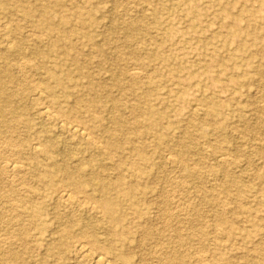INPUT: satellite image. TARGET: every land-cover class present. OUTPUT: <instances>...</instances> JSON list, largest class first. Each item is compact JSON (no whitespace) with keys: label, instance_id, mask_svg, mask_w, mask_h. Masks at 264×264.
Instances as JSON below:
<instances>
[{"label":"rangeland","instance_id":"rangeland-1","mask_svg":"<svg viewBox=\"0 0 264 264\" xmlns=\"http://www.w3.org/2000/svg\"><path fill=\"white\" fill-rule=\"evenodd\" d=\"M4 159L0 264H264V0H0Z\"/></svg>","mask_w":264,"mask_h":264},{"label":"bare ground","instance_id":"bare-ground-1","mask_svg":"<svg viewBox=\"0 0 264 264\" xmlns=\"http://www.w3.org/2000/svg\"><path fill=\"white\" fill-rule=\"evenodd\" d=\"M8 44L11 45L12 43H9V41H8ZM29 63H30V61H29ZM17 66H20V65L18 64ZM9 68H11V66H9ZM22 70H23V67H22ZM132 77L136 79L137 78V74L133 73ZM42 96H43V93L39 92V96H37L36 99H34L37 102L38 106H41ZM38 115H39L40 119H42V120H49L51 122H55L62 132L70 135L72 138H78V139H81L82 141H89V139H91V138H89L90 136H88L86 131L84 132L83 129H80L78 126H76L73 123H70L68 121H63L62 119L57 117L55 115V113L48 107L41 108L39 110V114ZM6 145L7 144H5V146ZM1 147H3V145ZM40 149H39V146H37L36 144H34L33 147H31V150H32L33 153H39ZM4 160H3V162L0 163V174L7 173L8 176H7L6 179L9 180L10 183H15V178H17L18 175L23 173V169L24 168L18 162H16L15 160H10V161H7V160L4 161ZM225 161H226V159H225ZM61 201H62V203H64L68 207H70L72 210H78V209H80L83 206H86V207L88 206L92 210H94L96 208V207H94V205L92 203H88L87 201L86 202H82V201L78 200L73 194L67 193V192L62 193V195L60 196V202ZM224 203H226V202H224ZM11 206H12V204H11ZM99 211L97 210V212H99ZM100 214H101V212H100ZM90 225L91 224L85 225L84 229H90L91 228ZM73 252L75 253V256H76L77 260L79 262H81L82 264H85V263H91V264H114L113 261L109 259V257L103 256L102 254L98 253L97 251H95L93 248H91L86 243H82V242L77 243V245L75 246V249H74Z\"/></svg>","mask_w":264,"mask_h":264}]
</instances>
